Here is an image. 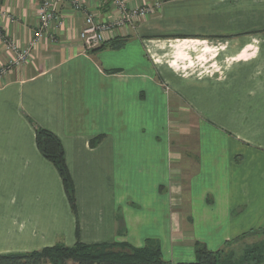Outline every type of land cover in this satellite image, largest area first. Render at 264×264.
Instances as JSON below:
<instances>
[{"label":"crops","instance_id":"obj_1","mask_svg":"<svg viewBox=\"0 0 264 264\" xmlns=\"http://www.w3.org/2000/svg\"><path fill=\"white\" fill-rule=\"evenodd\" d=\"M78 2L17 67L39 1L0 0V254L153 239L174 264L264 234V0ZM88 14L114 26L86 50ZM36 126L63 146L76 217Z\"/></svg>","mask_w":264,"mask_h":264},{"label":"trees","instance_id":"obj_2","mask_svg":"<svg viewBox=\"0 0 264 264\" xmlns=\"http://www.w3.org/2000/svg\"><path fill=\"white\" fill-rule=\"evenodd\" d=\"M105 43L107 42L101 46ZM120 43L121 40H117L110 42L109 45L117 47ZM34 129L36 146L59 174L70 209L76 217L75 188L65 162L63 146L59 138L49 130L38 126ZM100 138L101 136H97L91 141V144L97 143ZM75 233L78 234L77 228ZM225 248L213 251L196 242L197 259L193 262H176L174 264H244L248 260H256L261 255V252H256V255L252 253L256 250V247H253L246 249L248 251L244 253L242 259L236 260L232 258V252H226ZM44 262L49 264H68V262L73 264H167L162 258L159 242L153 239H148L140 247H134L126 242L83 243L77 240L71 246L58 242L40 250L0 254V264H43ZM256 262L259 263V260Z\"/></svg>","mask_w":264,"mask_h":264},{"label":"built area","instance_id":"obj_3","mask_svg":"<svg viewBox=\"0 0 264 264\" xmlns=\"http://www.w3.org/2000/svg\"><path fill=\"white\" fill-rule=\"evenodd\" d=\"M39 9H38V25L33 31V35L29 40L27 46L23 48H16L14 45H11V48L15 50V56L11 60L10 64L13 66H21L27 62L30 58L32 51L36 47L39 39L42 37L43 32L47 29L49 23L56 18L57 8L60 3H70L76 8L79 7L78 0H38ZM122 6V16L115 23L121 25V23L129 22L133 23L136 19L145 17L148 14H151L158 7V2L154 4L141 5L135 8L127 9ZM114 26L113 22H100L97 21L93 14H88L85 17L84 26L79 32V38L82 41L83 47L86 50L97 48L101 46L106 40V32H108Z\"/></svg>","mask_w":264,"mask_h":264},{"label":"rangeland","instance_id":"obj_4","mask_svg":"<svg viewBox=\"0 0 264 264\" xmlns=\"http://www.w3.org/2000/svg\"><path fill=\"white\" fill-rule=\"evenodd\" d=\"M253 247H256V250H254L252 253L256 255V252H261L260 257L256 260H259V263L256 262V260H248L247 263L244 264H264V234H259L254 237H247L244 239H239L237 241L232 242L229 246H226L225 251H231L233 255V259L239 260L242 259L244 256V253L247 252L246 249H251ZM253 254V255H254ZM197 258H193L191 260H188L187 262H193ZM43 264H49L48 262H44ZM68 264H73L72 262H68Z\"/></svg>","mask_w":264,"mask_h":264}]
</instances>
